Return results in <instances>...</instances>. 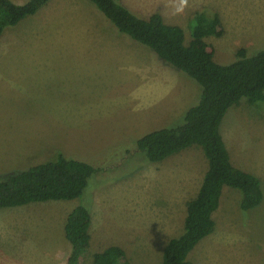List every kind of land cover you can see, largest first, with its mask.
<instances>
[{
	"label": "rangeland",
	"instance_id": "1",
	"mask_svg": "<svg viewBox=\"0 0 264 264\" xmlns=\"http://www.w3.org/2000/svg\"><path fill=\"white\" fill-rule=\"evenodd\" d=\"M122 3L141 16L159 12L184 29L186 41L191 14L212 8L224 33L205 41L219 63L264 47V0H188L179 13V0ZM86 17L94 19L88 31L63 48L67 35L59 29L81 30ZM199 94L191 77L119 33L88 0H51L6 27L0 37V177L58 153L95 170L79 198L0 207V264H66L70 243L63 226L78 204L91 216L90 245L79 264H95L94 253L110 245L124 250L127 264H162L163 246L182 233L186 203L208 163L198 144L151 161L136 140L181 123ZM221 132L231 163L258 177L261 200L243 210L238 193H225L213 231L187 259L264 264V97L230 107Z\"/></svg>",
	"mask_w": 264,
	"mask_h": 264
},
{
	"label": "trees",
	"instance_id": "2",
	"mask_svg": "<svg viewBox=\"0 0 264 264\" xmlns=\"http://www.w3.org/2000/svg\"><path fill=\"white\" fill-rule=\"evenodd\" d=\"M51 0H0V37L8 26L35 14ZM119 33L150 48L156 56L189 76L200 86L197 103L189 106L182 122L146 132L136 140L137 148L151 161H159L192 144L201 146L208 167L196 195L186 203L181 234L170 238L162 251V264H194L188 253L213 229L212 213L217 209L222 188L239 189L240 207L245 210L261 200L256 175L235 167L220 128L228 109L242 99L254 102L264 97V47L253 55L240 52L229 63L213 57L205 38L220 37L224 27L219 14L202 6L191 14L190 40L184 29L164 21L159 12L141 16L122 0H88ZM94 167L61 153L53 159L6 173L0 177V207H11L46 200H69L83 195ZM91 216L78 204L66 216L64 235L71 246L66 264H78L90 245ZM95 264H127L124 250L110 245L93 255Z\"/></svg>",
	"mask_w": 264,
	"mask_h": 264
},
{
	"label": "crops",
	"instance_id": "3",
	"mask_svg": "<svg viewBox=\"0 0 264 264\" xmlns=\"http://www.w3.org/2000/svg\"><path fill=\"white\" fill-rule=\"evenodd\" d=\"M13 1V0H12ZM13 2H15V3H23V2H17V1H13ZM87 19V20H86ZM86 19H85V21H84V23L82 24V28H81V30H79L77 27H73L72 28V33L71 32H68V31H64V30H60L59 29V34H64V35H67L66 37H64L62 40H60V42H61V45H62V43L64 42V41H67V42H64V45H62L63 46V48H66V47H68L69 45H71L72 43H74L75 42V38H76V36H77V34H84L85 32H87L88 31V27H89V23H91V24H93V18L91 19V18H89V17H86ZM90 22H89V21ZM101 23H102V20H101ZM56 121V120H55ZM220 131H221V128H220ZM221 134H222V132H221ZM225 142V141H224ZM226 144V143H225ZM229 152V151H228ZM230 155V154H229ZM236 167V166H235ZM241 169V168H240ZM207 170V169H206ZM204 175H202V177H203ZM202 177H201V180H200V182L198 183V188L200 187V185L199 184H201V182H202ZM198 188H197V190H196V192H195V195H196V193H197V191H198ZM229 188H231V189H235L234 191L233 190H231V189H229ZM233 192L234 193V195L233 196H235V195H237V193H238V195H240V192H239V189H237V188H234V187H230V186H227V185H225L223 188H222V191H221V194H220V199H219V204H220V201H221V199H222V197L223 196H225L224 194L225 193H228V192ZM238 191V192H237ZM194 195V196H195ZM193 198V197H192ZM233 198V197H232ZM239 201H240V198H239ZM219 204H218V207H219ZM218 207H217V209H218ZM214 213V212H213ZM213 213H212V218H213ZM214 220V219H213ZM63 228H64V226H63ZM164 247V246H163ZM70 250H71V246H70ZM69 254H70V252H69ZM69 256V255H68ZM68 258V257H67ZM81 260V259H80ZM80 262V261H79ZM79 262H78V264H79Z\"/></svg>",
	"mask_w": 264,
	"mask_h": 264
},
{
	"label": "clouds",
	"instance_id": "4",
	"mask_svg": "<svg viewBox=\"0 0 264 264\" xmlns=\"http://www.w3.org/2000/svg\"><path fill=\"white\" fill-rule=\"evenodd\" d=\"M188 6V0H179L178 6H176L175 11L177 13L182 12Z\"/></svg>",
	"mask_w": 264,
	"mask_h": 264
}]
</instances>
